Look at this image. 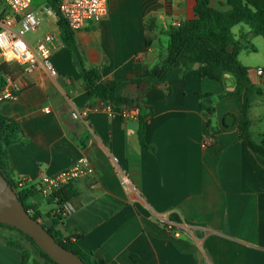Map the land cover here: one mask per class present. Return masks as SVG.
<instances>
[{
    "label": "crops",
    "instance_id": "obj_1",
    "mask_svg": "<svg viewBox=\"0 0 264 264\" xmlns=\"http://www.w3.org/2000/svg\"><path fill=\"white\" fill-rule=\"evenodd\" d=\"M195 5L109 0V15L75 34L85 67L100 71V83L146 77L168 54L169 29L192 20ZM211 6L231 9L225 0H211ZM149 18L157 28L147 47ZM56 31V76L42 64L25 71L11 63L24 70L14 71L17 97L0 102V114L21 129V140L7 152L13 179L37 186L43 176L87 159L94 172L73 182L79 193L75 211L59 229L106 264H264V160L240 139L242 102L231 96L236 79L226 75L222 83L201 78L198 66L178 68L169 75L170 92L154 88L138 106L107 111L87 92L58 25ZM233 34L241 45L239 61L263 93L250 118L254 138L264 141V75L258 73L264 69V38L246 24ZM142 91L131 85L127 95ZM199 94L211 96L201 100ZM202 104L213 108L217 126H209L213 117ZM228 117L235 118L231 126ZM38 200L41 210L49 204ZM49 205L44 214L57 210ZM20 262L21 255L0 240V264Z\"/></svg>",
    "mask_w": 264,
    "mask_h": 264
},
{
    "label": "trees",
    "instance_id": "obj_2",
    "mask_svg": "<svg viewBox=\"0 0 264 264\" xmlns=\"http://www.w3.org/2000/svg\"><path fill=\"white\" fill-rule=\"evenodd\" d=\"M227 7L231 9L222 11L211 6V0H196L194 8V18L186 21L178 27H171L167 32L170 42L167 49L166 58L155 65L148 75L141 79H128L107 83H100V71L98 69H87L84 63V55L79 49L76 36L60 14L59 0H47L50 8L56 11L57 25L60 31V39L69 49L73 56L75 67L81 73L87 92L102 100L113 108L129 109L139 105L140 98L149 90L154 88H164L170 92L168 78L172 71L184 68L186 71L198 66L201 78L224 81L226 75H232L236 79V88L231 96L237 97L242 102L241 115L237 119L240 131V139L248 147L264 160V141H257L252 132V121L250 118L253 103L258 96L263 93L252 85L250 79V69L244 67L239 61L241 45L236 41L233 28L246 24L252 30L253 36L264 38V0H225ZM156 21L149 18L145 21V31L147 33V47L154 41L156 32ZM14 71L18 73L24 71L22 67L11 63H0V93L7 86V77L14 78ZM137 85L143 88L138 97H129L127 88ZM211 95H200L202 100ZM208 110L213 117V108ZM140 138L144 144V119L141 118ZM212 120H209V126ZM21 140L20 126L10 119L0 114V169L3 176L10 185L17 188L20 201L25 209L35 220L48 218L53 222L48 232L55 238L57 243L66 249L77 254L86 264H106L103 260H97L93 256L86 255L78 249L71 237L65 236L59 229L64 221V217L56 214H44L40 209V197L38 188L34 185L21 183L14 180L10 168L7 164L8 149ZM21 184V186H20ZM78 190L73 182L66 185L59 192L49 199V204H54L57 208L63 207L67 203L78 197ZM38 200L31 203L30 200ZM0 229L11 232V236L4 234L0 238L5 239L6 244L15 249L21 255L20 264H56L29 236L23 232L0 224ZM3 232V231H2ZM76 238V237H74ZM78 238V236H77Z\"/></svg>",
    "mask_w": 264,
    "mask_h": 264
},
{
    "label": "built area",
    "instance_id": "obj_3",
    "mask_svg": "<svg viewBox=\"0 0 264 264\" xmlns=\"http://www.w3.org/2000/svg\"><path fill=\"white\" fill-rule=\"evenodd\" d=\"M59 10L69 28L74 33H78L88 23H98L109 15V0H59ZM39 24L40 21L32 7V0H0V63H15L22 66L25 71L35 69L42 64L52 76H56L52 57L58 39L57 33L46 34L34 45L25 38L28 33H35L39 29ZM18 26L20 29H17ZM258 73L263 76L264 69L259 70ZM6 80L7 86L0 93V102L14 100L17 97L16 86L12 79L7 77ZM106 109L113 111L111 105H106ZM49 111L45 109L46 113ZM72 117L79 118V113L74 112ZM93 172L88 160L81 158L70 168L56 175L43 176L36 187L40 197L46 200L69 183L89 176ZM30 201L34 203L33 199ZM74 211L75 207L67 203L52 214L67 217Z\"/></svg>",
    "mask_w": 264,
    "mask_h": 264
},
{
    "label": "water",
    "instance_id": "obj_4",
    "mask_svg": "<svg viewBox=\"0 0 264 264\" xmlns=\"http://www.w3.org/2000/svg\"><path fill=\"white\" fill-rule=\"evenodd\" d=\"M42 11H49L51 15L58 17L56 11L50 9L48 4ZM234 121V117H228L226 123L231 126ZM212 124L217 126L216 117L212 118ZM0 224L13 227L29 236L56 264H86L77 254L57 243L55 238L48 232L47 229L53 225L51 220L40 221L32 218L20 201L17 188L9 184L1 169Z\"/></svg>",
    "mask_w": 264,
    "mask_h": 264
},
{
    "label": "rangeland",
    "instance_id": "obj_5",
    "mask_svg": "<svg viewBox=\"0 0 264 264\" xmlns=\"http://www.w3.org/2000/svg\"><path fill=\"white\" fill-rule=\"evenodd\" d=\"M46 5H47V0H32V7L34 10V13L37 19L40 21V24H39V29L35 33L30 32L25 37L26 40L31 44H35L36 42L40 41L48 33H54V34L57 33L56 31L57 17L54 15H50L48 11H44V12L41 11L42 9H44ZM17 29H20V26H18ZM162 39L163 41H166V43H168L169 38L167 36L162 37ZM51 207H52L51 205L44 202L42 211L50 209ZM1 231H3L4 236L6 237H9L12 235L11 232L7 230L1 229ZM0 240L3 242H6L5 239L3 238H1Z\"/></svg>",
    "mask_w": 264,
    "mask_h": 264
}]
</instances>
